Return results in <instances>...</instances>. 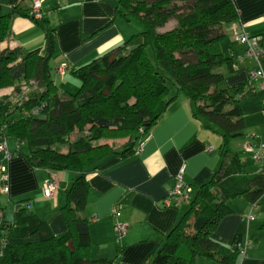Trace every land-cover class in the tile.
<instances>
[{
  "label": "trees",
  "instance_id": "16d2710c",
  "mask_svg": "<svg viewBox=\"0 0 264 264\" xmlns=\"http://www.w3.org/2000/svg\"><path fill=\"white\" fill-rule=\"evenodd\" d=\"M111 1L120 17L141 30L71 68L80 82L75 92L60 89L52 78L55 28L43 17L36 22L44 32L45 50L0 49V89L12 86L20 96L0 95V138L22 143L17 153L33 167L75 173L60 208L66 232L55 236L48 219L36 215L28 199L19 200L11 221L0 216V264H121L91 257L89 221L81 216L89 191L86 176L108 154L132 153L178 93L189 98L203 126L219 130L222 168L197 187L149 264H198V256L236 264L238 246L216 241L212 231L231 213L228 199L256 203L264 194V170L244 173L240 158L228 147L230 138L244 129L239 102L249 93L247 81L221 85L237 71L233 56L225 55L220 44L225 26L238 19L236 6L233 0ZM28 11L17 5L0 15V42L10 34L12 17ZM170 19L175 26L160 31ZM32 107L39 113L26 115ZM117 137L127 141L99 143Z\"/></svg>",
  "mask_w": 264,
  "mask_h": 264
},
{
  "label": "crops",
  "instance_id": "0c3cea01",
  "mask_svg": "<svg viewBox=\"0 0 264 264\" xmlns=\"http://www.w3.org/2000/svg\"><path fill=\"white\" fill-rule=\"evenodd\" d=\"M32 1L0 0V15L10 13L17 5L29 10ZM233 2L238 19L225 26V38L220 40V44L224 41L228 52L221 45L222 50L225 55L233 56L237 71L228 76L222 86L247 81L253 64L247 57L237 60L244 50L237 35L245 31L264 37V0ZM41 8L48 26L55 28V44L49 64L54 68L52 78L57 86L67 79L70 86H75L71 68L89 63L120 46L140 29L136 22L120 17L111 0H41ZM17 46L23 51L45 50L44 32L27 14L12 17L10 34L0 42V49ZM62 62L68 64L63 77L56 72V67ZM12 91V86L2 88L0 95L11 94L13 99L17 98L18 94ZM174 92L172 89L169 94ZM239 107L244 129L241 135L228 141L229 153L238 155L244 173L262 171L264 166L255 162L243 145L253 138L252 141L264 155L261 145L264 143V91L257 90L246 95L240 100ZM193 108L189 98L178 93L149 132L135 144L132 153L108 154L87 174L89 191L81 216L89 221L92 258H106L121 264H149L166 234L188 208L183 205L189 206L197 187L221 170L222 136L215 126H203L194 117ZM15 142L9 144L6 139L7 150L11 154L9 159L0 153L8 188V192H0L5 197L4 201L0 199V216L11 221L16 202L28 199L26 204L36 215L48 219L49 228L55 236L64 234L67 227L60 208L66 203V190L75 173L70 170L52 172L31 166L23 155L17 153L22 143ZM181 168L184 181L193 190L187 201L177 206L165 205L164 198ZM51 175H54L58 186L52 196L46 197L42 186ZM227 203L232 211L218 222L212 237L223 244L234 243L245 250L244 254L239 253L236 264H264V194L255 207L243 197L230 198ZM118 223L126 225L121 238L116 237L115 226ZM205 260L220 264L210 258Z\"/></svg>",
  "mask_w": 264,
  "mask_h": 264
},
{
  "label": "built area",
  "instance_id": "2783aa9c",
  "mask_svg": "<svg viewBox=\"0 0 264 264\" xmlns=\"http://www.w3.org/2000/svg\"><path fill=\"white\" fill-rule=\"evenodd\" d=\"M29 15L34 19L38 20L43 17V12L41 8V0H33L32 4L29 8ZM237 40L244 46L243 53L237 56V60L241 61L243 57H247L252 60L253 64L248 71V84L246 86L249 89V93L246 95H250L257 90L264 91V37L261 35H250L245 31H242L240 34L237 35ZM68 64L66 62L60 63L56 67V72L60 76H64ZM257 82V86L255 83ZM26 115H37L39 113V108L32 107L24 112ZM5 126H2L4 129ZM6 136H2L0 138V153L7 159L11 157V154L7 150L6 146ZM244 143V150L248 152L252 159L262 164L264 166V155L260 152V147L258 148L254 142L252 141L253 138H249ZM264 147V143L261 144ZM260 145V146H261ZM7 179V175L5 172V167L0 162V192L6 193L8 192V188L5 185V181ZM58 184L54 177L51 175L42 186L43 194L46 197H50L54 194ZM193 187L186 183L183 178V168H181L178 173L174 176V184L171 190L168 192L166 197L164 198L165 205H179L183 201H187L189 199V195L192 192ZM253 207H255V203H252ZM126 231L125 224H116L115 232L116 237L121 238ZM240 253L244 254L245 250L240 249Z\"/></svg>",
  "mask_w": 264,
  "mask_h": 264
},
{
  "label": "rangeland",
  "instance_id": "374dc122",
  "mask_svg": "<svg viewBox=\"0 0 264 264\" xmlns=\"http://www.w3.org/2000/svg\"><path fill=\"white\" fill-rule=\"evenodd\" d=\"M134 22V21H133ZM175 24H176V20L175 19H170L166 24H165V26H164V28H162V29H160V31H164V30H168V29H171V28H173L174 26H175ZM139 28H140V26H139ZM140 30H141V28L138 30V32H140ZM138 32H135V33H138ZM228 37V36H227ZM226 37V38H227ZM224 38H225V36H224ZM228 39H229V37H228ZM221 45H222V47L228 52V50L226 49V47H225V44H224V41H223V43H221ZM52 68V67H51ZM54 69V68H53ZM53 69H51V71H53ZM220 70L222 69V68H219ZM52 74H54L55 75V73L54 72H52ZM67 78H69L70 79V76L69 75H67ZM32 80H34V79H32ZM70 80H72V78L70 79ZM73 80H76V85L75 86H70L68 83H67V81H68V79H67V81H65V83L63 82L62 84H60L61 86H58L60 89H66V90H69V91H72V92H75V91H77L78 89H79V85H80V82L75 78V79H73ZM35 82H36V80H34ZM225 84V81L222 83V85H224ZM4 88H6V87H4ZM2 89V88H1ZM25 90V92H23L22 94H25L26 93V91L27 90H29V88H25L24 89ZM18 94V93H17ZM20 96L18 95L17 96V98H19ZM17 98H14V100H16ZM76 136V134L74 133L71 137H70V139L72 140L74 137ZM7 140H8V142H9V144H13V143H16L15 141H16V139L15 138H7ZM127 141V138H124V137H117V138H111L110 140H101L99 143H105V142H107V143H109V144H111V143H113L114 145H122L124 142H126ZM66 145L67 144H63L61 147H62V149L65 151L66 150ZM250 174V173H249ZM1 196V198L0 199H3V201H4V198L5 197H3V195H0ZM188 207V206H186L185 204L183 205V207ZM184 207V208H185ZM186 211V210H185ZM7 215H8V213H7ZM205 259H207V258H205V257H203V256H198V257H196V262L198 263V264H214V262H211V261H207V260H205Z\"/></svg>",
  "mask_w": 264,
  "mask_h": 264
}]
</instances>
